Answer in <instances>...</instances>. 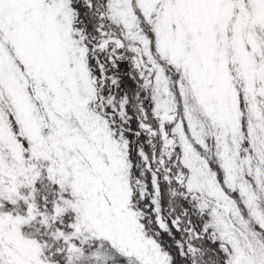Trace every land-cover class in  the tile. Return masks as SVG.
Returning a JSON list of instances; mask_svg holds the SVG:
<instances>
[{
  "label": "snow or ice",
  "instance_id": "6c2138e0",
  "mask_svg": "<svg viewBox=\"0 0 264 264\" xmlns=\"http://www.w3.org/2000/svg\"><path fill=\"white\" fill-rule=\"evenodd\" d=\"M0 264H264V0H0Z\"/></svg>",
  "mask_w": 264,
  "mask_h": 264
}]
</instances>
